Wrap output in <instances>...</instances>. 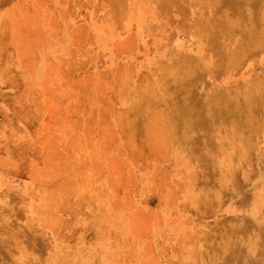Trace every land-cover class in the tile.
Listing matches in <instances>:
<instances>
[{"label": "rangeland", "instance_id": "1", "mask_svg": "<svg viewBox=\"0 0 264 264\" xmlns=\"http://www.w3.org/2000/svg\"><path fill=\"white\" fill-rule=\"evenodd\" d=\"M262 5L0 0V264H264Z\"/></svg>", "mask_w": 264, "mask_h": 264}, {"label": "bare ground", "instance_id": "2", "mask_svg": "<svg viewBox=\"0 0 264 264\" xmlns=\"http://www.w3.org/2000/svg\"><path fill=\"white\" fill-rule=\"evenodd\" d=\"M255 3L257 4V6H258V4L260 3V0H255ZM263 7L262 8H259V10L261 11H263L264 9V5H262ZM261 7V6H260ZM250 14H251V12H249ZM260 18H261V20L263 21V25H264V11L263 12H261V14H260V16H259ZM258 17V15H257V17L256 18H259ZM251 19V18H250ZM260 22H261V20L260 19H258ZM260 22L258 23V24H260ZM262 25V23L260 24V31H255V35H256V37L257 36H262V34H263V32H264V26ZM262 26V27H261ZM254 29V28H253ZM252 29V30H253ZM254 35V31H253V33H251L250 34V36L249 37H251V36H253ZM255 35H254V37H252V39L253 38H255ZM246 37V36H245ZM244 36H242V39H245L244 41H241V42H243V43H245V44H241L240 46H238V49L239 50H242L243 48H242V46L243 47H246V46H244V45H246L247 43L246 42H248V40L245 38ZM247 37H248V35H247ZM249 39V38H248ZM254 41V40H253ZM176 50V49H175ZM188 59V58H187ZM184 61L186 62V59H184ZM184 61H182V62H184ZM188 61L190 62H192V61H194V60H189L188 59ZM183 64V63H182ZM185 64V63H184ZM189 64V63H188ZM191 64V63H190ZM193 65H195L194 63H193ZM205 78V77H204ZM173 84H175L174 82H173ZM183 86V85H182ZM180 96V95H179ZM208 96V95H207ZM173 97H176V96H173ZM211 97V96H210ZM209 96L208 97H206V95H202V96H200V97H193L192 95H191V97L188 99V100H184V103H182L183 104V106H188L187 104L190 102L191 104H192V106L191 107H196V108H200V107H204L205 106V104L207 103V102H209L210 101V98ZM184 98H186V97H184ZM202 98V99H201ZM220 98H221V96H220ZM211 99H212V97H211ZM182 101V100H181ZM185 101H188V102H185ZM175 103H177V101L175 102ZM179 103V102H178ZM180 104V103H179ZM178 105V104H177ZM181 105V104H180ZM198 105H199V107H198ZM176 106V105H175ZM188 108V107H187ZM235 109V108H234ZM201 110V109H200ZM199 110V111H200ZM175 112V111H174ZM181 112V111H180ZM180 112H179V110H178V114H176V115H174V113H173V116L175 117V116H180L181 114H180ZM183 113H187V114H189V116H194V114H193V112H190V111H187V112H183ZM198 114V113H197ZM223 114H225V115H227V113H223ZM183 115V114H182ZM201 115V114H200ZM203 115V114H202ZM227 116H229V115H227ZM173 117V118H174ZM181 117L182 116H180V118H179V121L181 120ZM184 117V116H183ZM183 117H182V119H183ZM188 117V116H187ZM201 117H203V116H201ZM176 118V117H175ZM177 120V119H176ZM184 120V119H183ZM181 122V121H180ZM191 123V122H190ZM262 244V243H261ZM233 245V244H232ZM260 246H262V245H260ZM232 249V248H231ZM230 250V249H229ZM227 251V250H226ZM237 255V253L235 254V256ZM245 258V257H244Z\"/></svg>", "mask_w": 264, "mask_h": 264}, {"label": "crops", "instance_id": "3", "mask_svg": "<svg viewBox=\"0 0 264 264\" xmlns=\"http://www.w3.org/2000/svg\"><path fill=\"white\" fill-rule=\"evenodd\" d=\"M239 212L240 210H238V207L233 203H228L223 209V214L225 215H238Z\"/></svg>", "mask_w": 264, "mask_h": 264}]
</instances>
